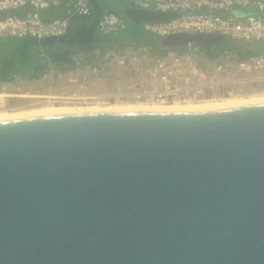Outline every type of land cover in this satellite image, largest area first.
I'll use <instances>...</instances> for the list:
<instances>
[{
	"label": "water",
	"instance_id": "1",
	"mask_svg": "<svg viewBox=\"0 0 264 264\" xmlns=\"http://www.w3.org/2000/svg\"><path fill=\"white\" fill-rule=\"evenodd\" d=\"M0 264H264V101L0 120Z\"/></svg>",
	"mask_w": 264,
	"mask_h": 264
},
{
	"label": "built area",
	"instance_id": "2",
	"mask_svg": "<svg viewBox=\"0 0 264 264\" xmlns=\"http://www.w3.org/2000/svg\"><path fill=\"white\" fill-rule=\"evenodd\" d=\"M64 0H0V38L30 36L65 38L72 19L91 17L92 2L73 0L68 16L44 20L40 10ZM136 11L171 15L165 19H140L137 29L157 36L219 35L235 42H264V0H129ZM29 7L20 15L15 10ZM129 22L114 10L105 9L98 30L115 45H92L86 61L73 69L57 68L39 77L14 74L0 81V108L88 104L197 103L225 97L264 95V52L242 56L233 47L211 54L203 44L190 41L183 46L154 47L152 44L121 42ZM62 77L64 86L54 91ZM36 88H33V87ZM37 90L38 93H34ZM28 104V103H27ZM23 105V106H20Z\"/></svg>",
	"mask_w": 264,
	"mask_h": 264
},
{
	"label": "crops",
	"instance_id": "3",
	"mask_svg": "<svg viewBox=\"0 0 264 264\" xmlns=\"http://www.w3.org/2000/svg\"><path fill=\"white\" fill-rule=\"evenodd\" d=\"M70 1L73 0H64L56 5H52L50 7L47 8H43L40 10V14L41 17L44 20H53V19H57V18H63L68 16V10H69V6L68 3ZM100 4L103 7V11L105 9H111L114 10L115 12H117L122 18H124L125 20H127L129 22V25L127 27V29L124 31V37H128V42H138L137 39L134 37L135 33H134V28H133V22H135L134 19H132L130 17V14L136 13V9L131 5V3L129 2V0H107L106 2L102 3L100 2ZM30 10L29 7H24L18 10H15L14 12L19 13L20 15H23L26 11ZM90 18L92 17H76L74 20H72L71 24H70V33L72 34L70 36V38L75 34V33H81L84 32L86 29H91L90 28ZM100 34H102L100 31H98ZM93 33V30H92ZM104 35V34H102ZM94 36V34H93ZM107 36V35H104ZM110 38V37H109ZM13 40V44L15 45V43H20V38L19 39H11V38H0V59L5 57V58H9L11 57V55H13V51L14 48H10V45H6L8 43V41H12ZM111 42H113L111 40ZM84 43H89V42H84ZM84 43L81 42H75V43H71V44H75L72 47L69 45L70 43H65V42H59L55 45H47V44H39L33 48H31V50H28L29 52V57H32L33 55H37L40 57L44 56L48 59V67L43 70V72L37 76H29V75H23L29 78H34V77H39L41 76L43 73L48 72V71H53L56 70L57 68H63V69H73L74 67H76L78 64L82 63V61H86V51H88L89 48H87L86 46H83ZM92 46V45H91ZM50 50H53V54H49ZM69 51V57L71 62L68 61H64L62 59H60L58 56H56V53H63ZM49 54V55H48ZM34 57V56H33ZM34 59V58H33ZM88 60V59H87ZM66 63H71L74 64L72 67L71 66H67ZM56 86H54L53 90L56 91L57 89H59L60 87L64 86L65 83L63 81V78L60 77L57 80ZM33 88H36L35 86ZM34 93H38L37 90ZM15 102L18 103H22L25 100H15Z\"/></svg>",
	"mask_w": 264,
	"mask_h": 264
},
{
	"label": "trees",
	"instance_id": "4",
	"mask_svg": "<svg viewBox=\"0 0 264 264\" xmlns=\"http://www.w3.org/2000/svg\"><path fill=\"white\" fill-rule=\"evenodd\" d=\"M104 3V2H102ZM92 11L93 15L90 18V28L93 30L94 38L93 41L89 43H84L83 46H86L87 48H90L91 45H96L102 48H105L110 45H115L118 43L111 42V39L109 36H104L100 34L98 31L97 27V21L100 18L102 12H103V7L100 4V2H92ZM74 20V19H72ZM133 28H134V37L137 39L138 43H143V44H152L154 47H161L162 43L160 39L150 33L140 31L137 29V22H133ZM124 31L121 34V42L126 43L128 42V37H124ZM72 34L69 32V34L65 37L66 39H69ZM11 39H19V38H11ZM20 43H15V45L12 43V41H8L6 44L7 46L10 45V48H14L13 55L9 58H1L0 59V81L2 80H7L9 79L12 75L14 74H21V75H29V76H37L45 70L48 65L49 61L48 59L44 56H37L33 55L32 57H29V52L28 50H31V48L41 44L39 41L36 39L30 37V36H25V37H20ZM59 42L53 43V44H47V45H55ZM259 42L252 43V44H245V43H240V42H235L232 40H226L223 42H217L215 43V46H213L210 50H208L209 53L214 54L220 52L223 48L225 47H233L239 51V53L242 56L248 55V54H253V53H259V52H264V48L261 44H258ZM45 45V44H44ZM71 47L75 44H69ZM53 50H50L49 54H53ZM48 54V55H49ZM34 58V59H33ZM67 66H73L74 64L71 63H66ZM13 105H16L17 102L12 101Z\"/></svg>",
	"mask_w": 264,
	"mask_h": 264
},
{
	"label": "bare ground",
	"instance_id": "5",
	"mask_svg": "<svg viewBox=\"0 0 264 264\" xmlns=\"http://www.w3.org/2000/svg\"><path fill=\"white\" fill-rule=\"evenodd\" d=\"M264 95H253L249 97H225L221 99L203 100L197 103L173 102L165 105L159 104H91V105H61V106H41L36 108L9 109L0 111V120L23 118L36 115H46L54 113H73L87 111H137V110H208L230 107L248 103L262 102Z\"/></svg>",
	"mask_w": 264,
	"mask_h": 264
},
{
	"label": "rangeland",
	"instance_id": "6",
	"mask_svg": "<svg viewBox=\"0 0 264 264\" xmlns=\"http://www.w3.org/2000/svg\"><path fill=\"white\" fill-rule=\"evenodd\" d=\"M258 44H261L262 46H263V48H264V42H259ZM32 100L31 99H29V100H26V101H24L23 103H26V105L28 106V107H19V108H14V109H24V108H36L34 105L32 106L31 104H29V102H31ZM28 103V104H27ZM88 105H91V104H88ZM20 106H23V105H20ZM43 106H50L49 104H47V105H43ZM52 106V105H51ZM39 107H41V106H39ZM2 110H5V109H1L0 108V111H2Z\"/></svg>",
	"mask_w": 264,
	"mask_h": 264
}]
</instances>
